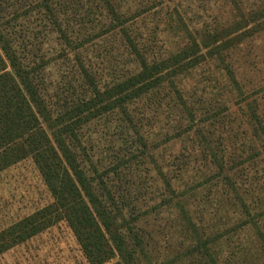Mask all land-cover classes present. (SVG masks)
<instances>
[{
  "label": "trees",
  "instance_id": "16d2710c",
  "mask_svg": "<svg viewBox=\"0 0 264 264\" xmlns=\"http://www.w3.org/2000/svg\"><path fill=\"white\" fill-rule=\"evenodd\" d=\"M119 1L124 3L123 8L115 0H0V171L31 158L53 200L0 231V255L64 221L87 264H106L113 259H117L113 264H167L165 259H170L165 251L161 257L149 254L147 237L140 230L134 210L119 205L116 195L110 193L107 177L90 162L80 132L97 118L106 120L112 116L115 128L121 131L119 135L129 138L132 135L143 141L138 130L141 123L135 114L138 107H148L163 90L172 102L178 126L157 132L159 142L190 140L191 152L171 160H178L176 167L183 176L198 173V137L200 147L205 148L209 144L205 136L209 134L198 131L195 104L184 100L179 81L184 73L206 59L218 62L220 70L232 77L233 72L226 63L227 54L241 45L238 36L243 41L249 37L251 25L261 31L264 5L256 9L251 6L252 12L249 8L246 14L233 2L235 10L244 14L230 23L231 31L207 36L212 39L207 42L202 41L204 34L190 33L184 24L187 38L170 56L160 58L158 53L145 52L141 42L133 41L128 32L131 26L127 24L128 19L142 14V9L150 12L156 0H144V6H140L143 8L128 5L135 0ZM133 9L134 13L127 18ZM104 21L106 26L102 24ZM110 38L118 39L121 55L128 59L127 70L126 65L120 64L121 75L117 80L100 81L94 77L100 73L92 67L96 63L88 53L89 49ZM56 66V72L61 69L66 72V83L74 84L80 92L61 106L52 101L53 96L47 94L48 87L44 84L46 70ZM256 113L257 109L249 123L255 153L248 162L261 163L263 168L249 175L248 171L245 178L253 185L261 182L259 187H263L264 124L257 135ZM158 147L154 146L153 150ZM201 157L208 165V174L217 169L214 181L221 182L246 210V202L238 191L237 177L232 179L234 175L229 173L233 171L224 168L222 157L212 152ZM168 188L171 203L175 201V194ZM193 190L181 197L186 199ZM255 190L249 189L247 202L264 203V193L256 196ZM180 201L175 202L178 205ZM182 202L178 214L192 231L183 254L179 256L174 252L177 258L170 261L175 264L182 258L187 264H214L209 253L211 247L199 234L197 236L185 211L189 201ZM149 210L156 216L163 212L157 213L152 207ZM250 226L258 230L256 224ZM156 247L154 242L155 251Z\"/></svg>",
  "mask_w": 264,
  "mask_h": 264
},
{
  "label": "rangeland",
  "instance_id": "374dc122",
  "mask_svg": "<svg viewBox=\"0 0 264 264\" xmlns=\"http://www.w3.org/2000/svg\"><path fill=\"white\" fill-rule=\"evenodd\" d=\"M115 1L122 8L125 6L119 0ZM144 2L135 0L128 5L140 7L144 6ZM233 2L246 14L251 6L256 9L260 4L264 5V0H156L150 12L142 9V14L128 19L127 24L131 26L128 32L133 41L141 42L148 54L155 52L160 58L168 57L187 38L184 24L190 33H197V36L204 34L203 42L212 40L207 36L231 31L232 27L228 28L230 23L244 14L235 10ZM133 13L134 9L127 18ZM102 24L106 26L107 22ZM260 29L258 31L251 25L249 37L243 41L238 36L241 45H236L227 54L226 63L233 72L232 77L220 70L218 62L206 59L184 73L179 81L184 100L195 104L198 131L209 134L205 136L209 141L205 148L200 147L198 137V173L183 176L176 167L178 160H171L174 156L179 159L191 152L190 140L159 142L157 132L163 133L168 127L178 126L172 102L163 90L156 94L148 107H138L135 114L141 123L138 130L143 141L132 135L130 138L119 135L121 131L115 128L112 116L106 120L99 117L85 125L84 132H80L90 162L107 177L110 193L116 195L119 205L134 210L140 230L147 237L149 254L155 257H161L162 251L169 254L170 259L166 258L164 263L174 264L170 261L177 258L174 252L181 256L188 246L192 227L182 222L178 214L179 208L183 207L182 200H188L190 205L185 207V211L197 236L199 234L202 241L211 247L209 253L214 264H264V203L250 204L246 200L250 188H256L255 195L261 196L264 186L259 187L261 182L258 181L253 185L245 178L248 171L249 175L263 168L261 163L248 162L255 153L249 123L256 109L257 135L264 124V24ZM121 53L117 38L105 39L89 49L88 57L96 63L92 67L100 73L94 77L100 81L117 80L121 75L120 64L126 65L125 70L128 64L127 57ZM57 69L58 66L46 70L47 82L44 84L48 87L47 94L53 96L52 101L61 106L80 92L74 84L66 83V72L62 69L56 72ZM158 145V149L153 150ZM211 152L222 157L224 168L233 171L229 173L234 175L233 180L237 177L238 191L246 202V210L234 200L232 193L223 188L221 182L214 181L217 169L208 174V165L201 156ZM168 187L174 191L175 201L181 200L180 204L175 201L170 203ZM192 189L189 197H181ZM52 201L31 158L0 171V231ZM151 207L157 213L163 212L158 216L152 215ZM250 224H256L258 230L251 228ZM116 261L113 259L106 264ZM0 264L87 262L71 230L64 221H60L1 254ZM175 264L187 263L181 258Z\"/></svg>",
  "mask_w": 264,
  "mask_h": 264
}]
</instances>
